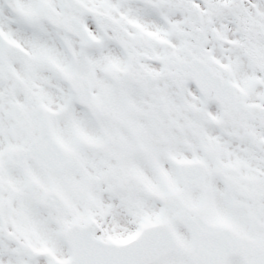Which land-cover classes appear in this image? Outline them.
Listing matches in <instances>:
<instances>
[{"label":"snow or ice","instance_id":"obj_1","mask_svg":"<svg viewBox=\"0 0 264 264\" xmlns=\"http://www.w3.org/2000/svg\"><path fill=\"white\" fill-rule=\"evenodd\" d=\"M0 264H264V0H0Z\"/></svg>","mask_w":264,"mask_h":264}]
</instances>
